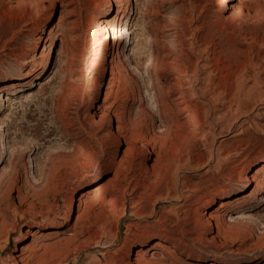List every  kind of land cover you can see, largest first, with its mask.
Returning a JSON list of instances; mask_svg holds the SVG:
<instances>
[{
  "label": "rangeland",
  "instance_id": "1",
  "mask_svg": "<svg viewBox=\"0 0 264 264\" xmlns=\"http://www.w3.org/2000/svg\"><path fill=\"white\" fill-rule=\"evenodd\" d=\"M115 4L0 0V264H264V0H122L93 74Z\"/></svg>",
  "mask_w": 264,
  "mask_h": 264
},
{
  "label": "bare ground",
  "instance_id": "2",
  "mask_svg": "<svg viewBox=\"0 0 264 264\" xmlns=\"http://www.w3.org/2000/svg\"><path fill=\"white\" fill-rule=\"evenodd\" d=\"M114 1L116 3L115 4L116 5V10L114 11V14L111 15V16H108V17L103 18V20L100 22V24H98L99 27L97 26L98 28H96V30L94 31L93 36H92V41H93V46H94L93 47L94 48V51H92L93 54H91L92 57H93V61L91 63V67H90V72H92V73L100 68L101 62L103 60V56H104V54H105V52H106V50H107V48H108L109 45H113V44L119 45L123 41H125L126 39H128V36L132 34L131 31L128 29V27H124L123 28L122 25H121L122 24L121 23L122 22L121 21V17L125 14L124 9H123V6H122V0H114ZM233 1L234 0H213V3H215V5L218 8H220V9H222V8L231 9L232 8L231 3ZM135 2H136V6H138V0H135ZM137 10H138V8H137ZM59 22L61 23L62 20H60ZM57 26L58 25H56L55 28ZM53 32H54V27H53V29H50V31H49V36L50 37H51V35H52ZM48 41H49V38L47 39V42ZM47 50H48V47H47V45H45L44 46V49H43L44 56L46 55V51ZM57 61H58V64H59L60 54L57 57ZM40 71H41V73H39ZM40 71H38L31 78H36L37 79V77L40 74H43L42 73L43 70H40ZM11 73H12L11 71H7L5 69L4 70L3 69H0V76L5 75V74H10L11 75ZM56 73L57 72H55V75H56ZM54 76L52 77V79L54 78ZM15 80H18V78H16ZM118 81L119 80H116L115 83H117ZM115 83H113L112 85L114 86ZM17 87H18V84L17 83H13V84L10 85V88L9 89L10 90H13V89H16ZM90 88H91V85H90ZM1 100L4 102V97ZM106 102H107V97H105V99H104V103H106ZM124 143L127 145V151H130L131 152L132 150L129 148L130 143H128V141L126 140V138H124ZM6 149L7 148L3 144L2 151L3 150H6ZM137 150L138 149H136V151L132 152V156H134V157L135 156L136 157L139 156L140 157V156L143 155V153L141 151H137ZM245 181L246 182H250V183H252L254 185V188L252 189L251 193L247 196L249 199L253 198L255 195H258L261 192L264 193V177L263 176L261 177V172H255V175L254 176H251V177L246 178ZM95 191H100V189L99 188H96L94 190L89 189V190L83 192V194L81 193L80 198L78 200H76V201H75L74 198H72V200H71V202L69 204V208L67 210L68 215L71 216L72 212L75 211V208H76L75 202H78L79 205H82L83 199L85 197H87V196L89 198V196L92 195L93 192H95ZM101 193H103V192L101 191ZM101 193L99 192V194H101ZM97 197L95 196L96 199H97ZM93 198H94V196H93ZM91 201H92V198H91ZM221 208L224 209L225 207L221 205L220 209ZM33 234H34L33 231H31V230H25L24 233H23V236H24V238H29V237L31 238V237H34ZM60 235H61V232H56V233L53 234L54 238H56V239H58V237H60ZM22 255H23V249L21 250V253L20 254L18 253V254H15V255L14 254L8 255L6 257V260L8 261V263L5 262V261H3V259L1 258V264H20V263L22 264ZM23 263H24V261H23Z\"/></svg>",
  "mask_w": 264,
  "mask_h": 264
}]
</instances>
